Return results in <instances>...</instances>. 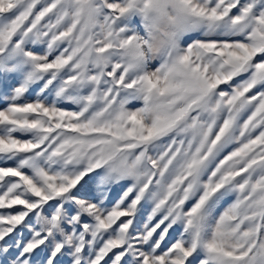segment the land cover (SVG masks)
Masks as SVG:
<instances>
[{
  "label": "snow or ice",
  "instance_id": "obj_1",
  "mask_svg": "<svg viewBox=\"0 0 264 264\" xmlns=\"http://www.w3.org/2000/svg\"><path fill=\"white\" fill-rule=\"evenodd\" d=\"M0 264H264V0H0Z\"/></svg>",
  "mask_w": 264,
  "mask_h": 264
},
{
  "label": "rangeland",
  "instance_id": "obj_2",
  "mask_svg": "<svg viewBox=\"0 0 264 264\" xmlns=\"http://www.w3.org/2000/svg\"><path fill=\"white\" fill-rule=\"evenodd\" d=\"M172 235H173V236H175V235H176V233L174 232V233H172Z\"/></svg>",
  "mask_w": 264,
  "mask_h": 264
}]
</instances>
